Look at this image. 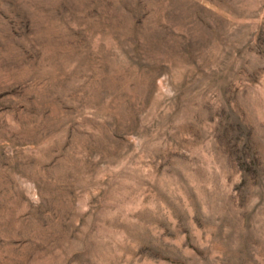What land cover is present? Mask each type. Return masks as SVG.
Instances as JSON below:
<instances>
[{
  "label": "rangeland",
  "instance_id": "obj_1",
  "mask_svg": "<svg viewBox=\"0 0 264 264\" xmlns=\"http://www.w3.org/2000/svg\"><path fill=\"white\" fill-rule=\"evenodd\" d=\"M0 264H264V0H0Z\"/></svg>",
  "mask_w": 264,
  "mask_h": 264
}]
</instances>
